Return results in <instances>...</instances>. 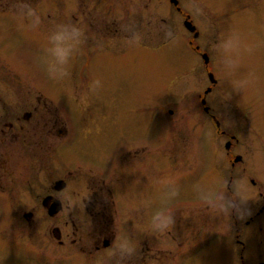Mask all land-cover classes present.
Returning a JSON list of instances; mask_svg holds the SVG:
<instances>
[{
    "label": "rangeland",
    "instance_id": "obj_1",
    "mask_svg": "<svg viewBox=\"0 0 264 264\" xmlns=\"http://www.w3.org/2000/svg\"><path fill=\"white\" fill-rule=\"evenodd\" d=\"M55 1L58 3L55 11L49 6L52 0H39V7H34L39 9L41 16V24L35 30L20 29L13 12H10L13 10L8 11V19L12 20L4 32L8 39V55L6 67L0 73V98H7L6 108L10 111L12 100L18 110L29 109L39 92L41 100L45 98L52 110V114L41 111L39 115L54 117L57 126L62 127L60 120L64 117V108L71 111L74 122H80L82 116H75L77 109H83L84 118H95L104 105L108 117L101 126V137L87 145L106 150L115 141L117 129L121 149L125 146H147L146 159L142 153L135 163L121 164L117 175L110 179L111 193L117 206L126 205L125 209L131 216H139L141 223L147 214V264H264V223L258 225L262 226V230H258L257 226L245 225L244 221L249 216L244 220L235 216L216 217L195 196L196 185L212 186L217 180L227 184L228 178L224 174L230 165L224 139L213 135V129L203 123L191 104H187L195 78L185 73L194 65L198 67L197 73L202 71L203 62L188 47L187 40L193 37L183 27L184 17L174 11L169 0H116L120 8L119 52L106 53L102 57L95 55L87 60L76 55L69 77L55 81L49 79L45 71L43 54L50 32L56 24L64 23V0ZM111 1L105 0L104 6L109 7ZM177 1L198 33L193 46L198 45L199 52L209 56L214 62L210 65L211 70L214 68L213 76L216 79L219 76L220 85H217L215 94L220 101L213 99L210 104L216 113L221 114L223 125L237 135V145L228 139L233 145L230 160H233V155L240 154L244 161L240 169L252 168L254 162L264 164V114L260 116L259 106L254 103L258 100V88L264 87V68L260 61L264 56V0H199L203 8L201 15H194L186 7L189 0ZM129 24L143 38L139 46H129L123 38L126 33L122 26ZM168 29L179 37L174 44L166 39L165 31ZM230 30L238 31L242 40L253 46V51L243 56L234 73L227 74L216 66L213 45L222 33ZM82 66L87 68L82 70ZM250 73L256 77L255 85L229 95L230 81L245 79ZM93 79H99L102 87L96 93H88ZM85 93H88L87 107L79 103L80 96ZM111 103H114V110H118V128L111 121L114 116H109ZM166 103L169 106L159 107ZM171 103L176 109L177 104L185 105L180 106L179 112L176 110L168 115L166 110L174 109ZM146 105H151L147 114ZM84 122L85 119L81 121ZM86 124L94 127L97 120H86ZM13 161L17 163L20 159L13 155ZM158 178H171L180 188L179 195L172 202L177 215L175 230L182 228L181 233L186 237L190 235L193 224L199 229V240L213 233L209 244H199L190 254L184 251L176 257L174 250L172 254L162 255L165 247L163 236L149 229L150 217L159 206L160 193L155 183ZM137 179L142 182L141 187L145 184V190L137 189L135 192L133 182ZM240 180L246 183L249 207L254 216L260 208L256 188L243 176L235 178L229 186ZM262 181L259 187L264 188V179ZM137 194L141 197L147 194L145 201L140 200L136 204ZM192 213L194 219L181 224V216L185 220ZM235 220H238V230ZM131 223L129 230L134 227ZM229 231L231 233L226 234ZM236 235L239 236L236 238ZM236 239L244 248L236 244Z\"/></svg>",
    "mask_w": 264,
    "mask_h": 264
},
{
    "label": "flooded vegetation",
    "instance_id": "obj_2",
    "mask_svg": "<svg viewBox=\"0 0 264 264\" xmlns=\"http://www.w3.org/2000/svg\"><path fill=\"white\" fill-rule=\"evenodd\" d=\"M15 2L16 0H0V73L6 67L8 55V39L4 33L8 30L9 21L12 23V20L8 19V11ZM26 2L33 7H39V0ZM104 3L107 2L64 0V23H74L85 30L86 40L77 54L85 60L95 55L102 57L106 56V53L119 52V3L112 0L109 7L104 6ZM57 5L55 0L49 3L53 11ZM172 6L174 11L184 17V21L190 20L189 15L185 14L178 4ZM188 34L192 36V33ZM196 39H188L187 44L197 59H202L204 53L199 52L198 45L193 46ZM260 61L264 68V56ZM202 62V71L197 73L198 67L194 65L185 73L195 78V83L188 93L187 104H191L200 119H203V123L213 129V135L225 141V154L230 165L224 174L228 178L227 185L235 178L243 176L256 188L260 208L244 223L246 226H257L258 230H262V226L258 225L264 223V188L259 187V184L264 179V164L254 162L252 168L240 169L244 165L240 154L233 155V160H230L233 145L228 139L234 140L237 145V135L223 125L221 114L216 113L210 104L213 99L219 100L215 94L217 85H220L219 76L217 79L213 76L214 68L211 70L210 65L214 62L209 56L206 62L203 59ZM81 68L85 70L87 66ZM210 74L213 80L209 77ZM37 93L36 102L32 103L29 109L22 110H18L15 102L11 100L9 111L5 102L7 98H0L1 264H121L119 255H113L111 248L114 233L117 231L131 237L136 244V254L124 264H147V214L141 223L139 216H131L125 209L126 205L117 206L110 184V179L117 175L121 164L135 163L142 153L146 159L147 146H125L121 149L117 129L113 138L115 141L106 150L87 145L101 137V126L108 117L104 105L100 103L103 107L95 118H84L83 109H77L78 113L74 115H81L82 120L85 119L84 123H81L82 120L74 122L71 111L64 108L65 114L62 121L60 120L62 127H59L54 117L39 115L42 114L41 111L52 114V110L46 99L41 100L39 92ZM254 103L259 106L260 116H263L264 87L258 88V100ZM166 105L169 106L166 103L159 107L164 108ZM171 105L175 110L168 108V115H172L176 110L179 112L180 106L184 107L185 103L177 104V109L173 103ZM69 106L71 107L70 104ZM150 106H145L146 114ZM108 108L112 109H109V116H114L111 121L118 128V110H114V103ZM162 111L164 112V109ZM86 120H97V124L91 127L86 124ZM13 155L20 161L15 163ZM133 183L135 192L137 189L145 190V184L141 187L142 182L139 179ZM146 195L141 197L137 194L136 204L140 200L145 201ZM193 215L192 213L185 217V220L184 216H181V224L183 221L187 223L193 220ZM130 223L134 226L131 230L128 229ZM235 225L238 230V220H235ZM181 230L183 229L179 227L171 234L163 236V256L172 254L174 250L176 257L184 251L185 254H190L199 244H209L213 235L212 233L210 237L199 240V229L193 227V224L190 235L185 237ZM230 233L231 231L226 232ZM238 236L236 235V238ZM235 241L242 246L240 241Z\"/></svg>",
    "mask_w": 264,
    "mask_h": 264
},
{
    "label": "clouds",
    "instance_id": "obj_3",
    "mask_svg": "<svg viewBox=\"0 0 264 264\" xmlns=\"http://www.w3.org/2000/svg\"><path fill=\"white\" fill-rule=\"evenodd\" d=\"M194 15L203 14L199 0H189L186 5ZM13 15L20 29L35 30L41 24V16L36 8L26 0H16L12 5ZM126 33L125 39L129 46H139L142 41L141 34L132 25L122 26ZM166 39L176 43L179 37L171 30L165 31ZM86 40L83 27L74 23H58L47 37L43 48L45 71L49 79L63 81L70 75V66L81 46ZM253 46L242 40L241 34L236 30L222 33L213 45L216 66L227 74L234 73L241 64L245 54H251ZM256 77L249 74L245 79L230 81V92L239 93L254 86ZM102 87L99 79H93L88 86V93H96ZM88 93L82 94L79 103L85 107L88 104ZM159 190V206L153 211L149 220L151 232L160 236L171 234L177 224V215L172 202L179 195V185L171 178H158L155 180ZM196 196L201 205L207 208L216 217L235 216L240 220L250 216L251 208L247 196V186L243 180L236 181L229 186L217 180L212 186H195ZM84 207L86 205L84 204ZM113 255H119L121 264L136 254V244L131 237L114 233L111 245Z\"/></svg>",
    "mask_w": 264,
    "mask_h": 264
},
{
    "label": "water",
    "instance_id": "obj_4",
    "mask_svg": "<svg viewBox=\"0 0 264 264\" xmlns=\"http://www.w3.org/2000/svg\"><path fill=\"white\" fill-rule=\"evenodd\" d=\"M170 2H172L174 5H176L178 3L177 0H170ZM184 25L190 32H194L195 31V27L191 24V22L185 21ZM197 36H198V33L195 32L193 37L196 38ZM202 57H203V59L206 62L207 61V56L204 54ZM210 77L213 80L212 75H210ZM227 147H228V145H227Z\"/></svg>",
    "mask_w": 264,
    "mask_h": 264
}]
</instances>
